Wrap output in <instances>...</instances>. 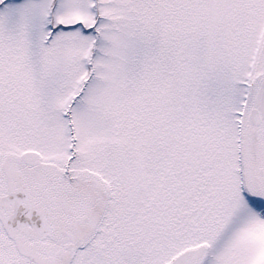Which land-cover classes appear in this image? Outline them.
<instances>
[{
    "label": "snow or ice",
    "instance_id": "snow-or-ice-1",
    "mask_svg": "<svg viewBox=\"0 0 264 264\" xmlns=\"http://www.w3.org/2000/svg\"><path fill=\"white\" fill-rule=\"evenodd\" d=\"M0 264H264V0H0Z\"/></svg>",
    "mask_w": 264,
    "mask_h": 264
}]
</instances>
